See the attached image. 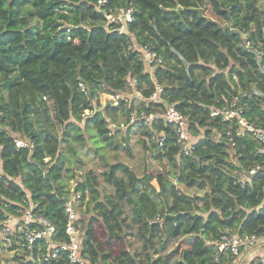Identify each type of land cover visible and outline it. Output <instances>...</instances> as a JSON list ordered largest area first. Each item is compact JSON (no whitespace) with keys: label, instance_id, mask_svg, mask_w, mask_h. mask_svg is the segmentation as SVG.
<instances>
[{"label":"trees","instance_id":"trees-1","mask_svg":"<svg viewBox=\"0 0 264 264\" xmlns=\"http://www.w3.org/2000/svg\"><path fill=\"white\" fill-rule=\"evenodd\" d=\"M97 1L0 0V221L29 199L36 205L33 211L54 225V238L66 239L63 205L68 181L77 177V209L87 197L92 210L91 215L77 214L76 221L82 254L91 264L96 223L106 233L133 235L145 264H215L222 234L264 237V141L248 133L229 140L227 123L209 115L211 105L237 96L245 116L264 126V0H106L100 7ZM207 4L226 26L205 14ZM122 5L135 9L127 27L131 36L108 29L104 19V11ZM130 37L140 45L151 44L164 63L149 73L138 53L127 49ZM184 40L199 52L197 60L183 56L182 46H189ZM133 78L145 89L142 98L152 79L162 84V101L133 95L118 98L117 106H98L100 93L122 94ZM169 101L185 115L191 155L180 151L161 118L150 125L130 123L133 110L161 111ZM93 102L98 108L84 114ZM120 123L126 127L122 132ZM133 127L148 138V148L168 169L144 170L138 176L123 161L110 159L107 149H128ZM161 134L165 140L159 147ZM14 136L30 146L17 147ZM89 154L98 159L100 172L84 169ZM254 165L255 172L242 183L238 167L248 172ZM119 171L132 179L126 198L106 190ZM174 178L195 189L208 187L209 207L180 210L169 199L168 183ZM14 234L18 240L19 233ZM190 234L192 243L203 246L190 260L175 257L176 249L168 251L169 244ZM40 244L36 241L31 250L20 249L12 258L20 264H74L65 251L43 260ZM6 248L18 245L13 240ZM109 255L107 250L100 258ZM259 256L264 255L252 257L251 264H260ZM224 257L233 263L238 259L221 255L220 264ZM113 261L124 264L120 256Z\"/></svg>","mask_w":264,"mask_h":264},{"label":"built area","instance_id":"built-area-1","mask_svg":"<svg viewBox=\"0 0 264 264\" xmlns=\"http://www.w3.org/2000/svg\"><path fill=\"white\" fill-rule=\"evenodd\" d=\"M106 0H98L97 4L103 5ZM134 7L132 5H122L113 10L103 12L104 19L108 29L117 32L118 34H127L128 24L133 21ZM67 30L69 26L63 24ZM245 32V31H243ZM128 50L136 51L140 59L145 62L149 67V73H152L154 68L164 63L163 58L157 53L151 44L140 45L136 43L133 37L127 46ZM81 90H84V85L79 83ZM133 95L139 98L144 96V88L137 87V79L133 78L130 83ZM164 87L162 84L152 79L151 90L146 96L142 98L145 100H161ZM111 95V94H110ZM113 96V95H111ZM145 97V96H144ZM114 104L118 102V97L113 101ZM164 107L161 111H145L143 109H135L130 114V123H144L150 125L155 118H161L165 125L170 127V130L178 144L180 151L186 155H191L193 149L192 133L187 128L185 115L177 107L175 101L164 102ZM92 109H86L84 114H89L92 110L98 107L95 102L92 103ZM209 115L211 117H218L228 125L225 134L232 139L234 136H239L244 133L251 135L257 142L264 141V126H258L254 121L247 118L244 114V107L237 96L220 102L217 105L209 107ZM108 126L112 129L115 124L110 122ZM1 127V124H0ZM126 128L123 123H120V131ZM120 131H118L120 133ZM117 132V131H116ZM156 143L159 147L164 144L165 137L163 134L156 138ZM14 142L17 147H29L30 142L22 139L19 136H14ZM154 153V152H153ZM258 165H254L245 171L243 167H238L237 176L243 183L253 174ZM79 179L73 178L68 181L67 189L68 195L64 200V213H65V229L64 233L66 239L59 240L54 238V225L47 220L43 215L34 212L33 208L35 203L26 199L22 205H17L15 213L6 214V217L0 221V235L5 245H11L12 241L18 245V248L23 250H31L36 241H40V250L43 260L48 261L51 257H57L61 251H65L67 258L74 264H91L89 256L82 254L80 247V227L77 221V206L81 200L80 191L76 190V185ZM15 220H18L15 222ZM15 231L19 233L18 240L15 237ZM263 238L257 235H243L236 236L228 232L220 236V241L216 244L215 252L213 254V262L220 264V256L228 255L230 258L236 259L247 247H251L254 243ZM260 264H264V256H260ZM192 264H204L195 262ZM207 264V263H206Z\"/></svg>","mask_w":264,"mask_h":264},{"label":"rangeland","instance_id":"rangeland-1","mask_svg":"<svg viewBox=\"0 0 264 264\" xmlns=\"http://www.w3.org/2000/svg\"><path fill=\"white\" fill-rule=\"evenodd\" d=\"M210 4V3H209ZM207 4V8L204 10L205 14L215 19L217 22L222 23L226 26V23L223 19L215 17L211 13V7ZM184 43L189 44L188 48L182 46V54L187 61H195L198 59L199 52L191 46L188 40H184ZM113 63V72L117 71V66ZM149 69V67L147 66ZM146 68V69H147ZM178 68V67H177ZM195 91H193L194 93ZM113 95V96H111ZM106 94L100 93V97L97 101L98 106H106L111 103L113 106H117L118 102L114 104V100L118 98L131 99L133 92L130 89L126 88L122 94ZM119 101V100H118ZM117 113V112H116ZM90 133V132H89ZM90 144V142H88ZM150 141L148 138L140 133L139 128L133 127V132L131 133L128 139V149L122 147H117L115 149H107V154L112 161H123L126 163L129 168L138 176H140L144 170L153 171H164L168 169L170 165L164 161L159 162L158 159L154 157L150 148ZM88 167H93L97 172H100L103 168L99 165L98 159L93 157L91 154L87 155L85 158L84 169ZM162 175V174H161ZM99 180L101 185L104 184L103 178L99 175ZM132 179L128 172L123 173L121 171L117 172L114 181L109 186H106L107 191H112L117 195L124 196L126 198L127 194L125 190L129 184H131ZM169 182V181H168ZM152 183L155 185L156 189L158 188V183L156 179H152ZM170 190L169 199L171 202L178 206L182 211H188L190 213L198 211V209L208 208L209 207V198H210V189L205 187L203 189H195L193 187H188L185 183L178 182L176 178L168 183ZM102 189V186H101ZM180 189V190H179ZM103 190V189H102ZM193 194H197L200 198H197L195 201L191 199ZM102 197V194H101ZM87 197L84 199L83 204L80 208L77 209L78 217L83 215L84 211H87V215L92 214L91 208H87L86 203ZM199 207V208H198ZM199 209V210H200ZM87 215H84L87 218ZM18 220H15V222ZM79 225H81L79 223ZM186 240L178 238L169 244L168 251L171 249H176L174 252L175 257H182L186 261L190 260L192 255L199 252L202 249L201 242L192 243L193 236L192 234L187 235ZM184 237V239H185ZM90 253L91 256L95 258L94 264H117L113 261L114 256H120L124 260V264H145V259L142 255V251H137L136 248H140V242L133 238V235H116L115 233L105 232L103 230V225L101 223L95 224V232L90 239ZM192 241V242H191ZM2 245L4 246L2 248ZM7 245L4 244L2 237L0 235V259L2 264H20V260L12 258L15 255V252H19L20 248L8 249ZM110 250V255L106 259H101L100 255L103 252ZM136 252L139 253L136 255ZM264 255V254H263ZM260 257V256H259ZM258 258V256L253 257V259ZM252 261V260H251ZM231 260L224 257L223 264H229ZM254 263L255 260H254ZM241 264H251L250 261L242 262Z\"/></svg>","mask_w":264,"mask_h":264},{"label":"crops","instance_id":"crops-1","mask_svg":"<svg viewBox=\"0 0 264 264\" xmlns=\"http://www.w3.org/2000/svg\"><path fill=\"white\" fill-rule=\"evenodd\" d=\"M263 254H264V237L261 238L254 247L243 251L238 257L236 263L231 262L229 264H241L242 262L250 261L254 256L263 255Z\"/></svg>","mask_w":264,"mask_h":264},{"label":"water","instance_id":"water-1","mask_svg":"<svg viewBox=\"0 0 264 264\" xmlns=\"http://www.w3.org/2000/svg\"><path fill=\"white\" fill-rule=\"evenodd\" d=\"M180 9V7H178V9L177 10H179Z\"/></svg>","mask_w":264,"mask_h":264}]
</instances>
